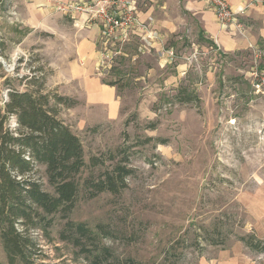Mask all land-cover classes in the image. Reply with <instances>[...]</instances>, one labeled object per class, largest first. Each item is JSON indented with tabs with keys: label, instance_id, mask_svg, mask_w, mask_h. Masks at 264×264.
<instances>
[{
	"label": "rangeland",
	"instance_id": "obj_1",
	"mask_svg": "<svg viewBox=\"0 0 264 264\" xmlns=\"http://www.w3.org/2000/svg\"><path fill=\"white\" fill-rule=\"evenodd\" d=\"M204 1L220 28L236 26L220 21ZM0 2V112L12 89L41 86L67 96L57 76L60 36L27 27L21 0ZM65 5L57 9L70 12L59 9ZM193 24L158 48L135 36L118 35L112 45L100 37L95 72L103 83L114 82L117 110L67 96L77 104L60 107V118L80 138L86 159L126 148L133 172L117 196L88 199L80 192L70 219L90 228L108 225L117 254L142 264H220L234 257L239 264H264V251L237 239L251 235L264 246V42L225 51ZM108 57L111 67L101 74L99 62ZM179 88L196 99L178 103ZM8 128L15 129L12 117ZM147 138L152 141L145 144ZM33 177L48 189L42 167ZM56 232H31L34 264H83ZM210 239L227 244L212 246ZM0 264H8L1 242Z\"/></svg>",
	"mask_w": 264,
	"mask_h": 264
},
{
	"label": "trees",
	"instance_id": "obj_2",
	"mask_svg": "<svg viewBox=\"0 0 264 264\" xmlns=\"http://www.w3.org/2000/svg\"><path fill=\"white\" fill-rule=\"evenodd\" d=\"M175 97L180 104L196 99L183 88ZM76 104L41 86L8 92L0 112V242L8 264H34L38 248L31 232L48 237L53 228L57 240L71 246L74 259L83 264H142L117 254L112 247L114 230L108 225L98 223L90 228L70 219L80 192L88 199L102 193L117 196L133 172L126 148H116L105 159L85 158L80 138L60 118V107ZM10 117L15 119L14 130L8 128ZM150 141L147 138L144 143ZM37 167L43 168L48 189L34 179ZM237 239L253 252L264 251L251 235ZM206 242L227 244L226 240Z\"/></svg>",
	"mask_w": 264,
	"mask_h": 264
},
{
	"label": "crops",
	"instance_id": "obj_3",
	"mask_svg": "<svg viewBox=\"0 0 264 264\" xmlns=\"http://www.w3.org/2000/svg\"><path fill=\"white\" fill-rule=\"evenodd\" d=\"M16 1L17 4L19 0ZM77 1L80 0H21L24 23L30 29L39 28L60 36L57 76L59 85L68 89V94L65 95L86 99L87 105H104L114 114L118 104L115 101L116 88L104 84L95 72L100 39L98 25L81 13L60 12L57 9L58 5ZM134 1L136 17L143 23H148L149 19L151 21L145 30L131 27L126 39L139 37L140 43L148 48H158L170 36L178 34L182 28L194 25L193 23L198 26L204 38L213 41L218 49L225 51L239 50L248 42L256 45L264 42V0H226L239 18L234 24L237 27L232 26L225 30L218 26L204 0ZM238 28L243 35L235 31ZM239 260L234 257L220 264H239Z\"/></svg>",
	"mask_w": 264,
	"mask_h": 264
},
{
	"label": "built area",
	"instance_id": "obj_4",
	"mask_svg": "<svg viewBox=\"0 0 264 264\" xmlns=\"http://www.w3.org/2000/svg\"><path fill=\"white\" fill-rule=\"evenodd\" d=\"M214 7L217 17L222 22H233L236 20L235 13L224 0H207ZM60 10H70L86 14L101 25L100 37L103 44L110 43L115 37L127 38L128 31L135 26L139 29H147V25L139 23L135 18L136 2L134 0H80L59 7ZM149 21H151L149 19ZM126 30V31H125ZM124 31V35H123ZM123 35V36H122ZM111 44V43H110ZM112 45V44H111ZM110 57L99 62L98 72H106L111 67ZM112 60V59H111ZM13 128L16 127L15 119L12 117Z\"/></svg>",
	"mask_w": 264,
	"mask_h": 264
}]
</instances>
